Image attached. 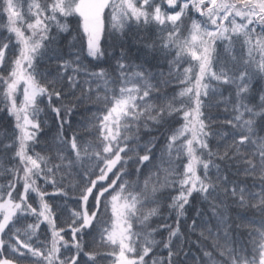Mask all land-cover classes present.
Instances as JSON below:
<instances>
[{"label": "snow or ice", "instance_id": "1", "mask_svg": "<svg viewBox=\"0 0 264 264\" xmlns=\"http://www.w3.org/2000/svg\"><path fill=\"white\" fill-rule=\"evenodd\" d=\"M0 264H264V0H0Z\"/></svg>", "mask_w": 264, "mask_h": 264}]
</instances>
